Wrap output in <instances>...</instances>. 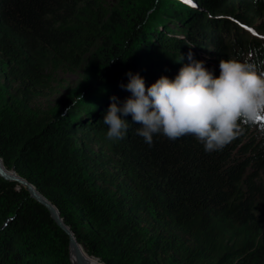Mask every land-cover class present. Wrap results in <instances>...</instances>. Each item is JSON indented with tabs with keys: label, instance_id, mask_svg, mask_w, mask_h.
Listing matches in <instances>:
<instances>
[{
	"label": "trees",
	"instance_id": "1",
	"mask_svg": "<svg viewBox=\"0 0 264 264\" xmlns=\"http://www.w3.org/2000/svg\"><path fill=\"white\" fill-rule=\"evenodd\" d=\"M125 1L122 15L105 0H0L1 165L56 207L93 264H264L263 135L244 124L209 153L191 136H155L149 146L131 115L125 138L112 142L103 123L111 97L122 105L131 95L120 87L128 76L116 80L122 68L146 85L174 79L190 63L187 48L205 60L198 46L207 40L205 66L216 76L220 60L238 53L253 50L264 63L258 38L205 11L243 25L257 16L264 32V0H195L202 11H174L169 24H178L159 30L148 23L157 2ZM85 61L93 69L83 86L52 104L38 101L52 93L56 73ZM74 253L48 209L0 177V264H71Z\"/></svg>",
	"mask_w": 264,
	"mask_h": 264
},
{
	"label": "clouds",
	"instance_id": "2",
	"mask_svg": "<svg viewBox=\"0 0 264 264\" xmlns=\"http://www.w3.org/2000/svg\"><path fill=\"white\" fill-rule=\"evenodd\" d=\"M241 56L221 59L216 76L189 51L190 63L174 79L162 75L151 85L129 70L128 83L120 87L131 95L122 105L116 96L111 97L103 118L106 139H124L129 128L124 117L131 115L139 125L136 134L149 146L155 136L169 140L191 136L205 152L223 150L242 134L244 124L264 117V63L254 61L251 53Z\"/></svg>",
	"mask_w": 264,
	"mask_h": 264
},
{
	"label": "rangeland",
	"instance_id": "3",
	"mask_svg": "<svg viewBox=\"0 0 264 264\" xmlns=\"http://www.w3.org/2000/svg\"><path fill=\"white\" fill-rule=\"evenodd\" d=\"M123 5L120 6L121 0H105L106 3H108V6H110L111 8H116L118 9V11L120 12V14L124 15L125 10L129 9V5H126L127 3H129L128 1L122 0ZM155 2H157V7L155 9H153V7L155 6V4L153 5V7L148 8V15H149V20L148 23H150L152 20L157 21V25H158V30L160 29V27L162 26H166V27H170L172 29H174L175 26L174 23L178 24V20L173 19V24H169V17H171L174 11H180V12H185L188 11L187 8H191L192 10H195V12H193L194 14L196 13V11H202L203 8H200V6L198 5L197 1L195 0H191V2H187V0H154ZM212 2L216 3V4H223L225 1L224 0H212ZM219 2V3H217ZM127 7H126V6ZM239 3H235V7H238ZM242 7V6H241ZM177 9V10H175ZM166 13L164 14V16L162 18L161 15L163 12ZM207 12V14L212 17V19L215 20H232V24L235 22H239L238 20H236V18L230 14H213V8L211 7L210 10L206 9L205 10ZM242 11V10H241ZM167 14V15H166ZM166 15V16H165ZM173 17V16H172ZM227 17L226 19L223 18ZM241 17V16H240ZM244 18V17H243ZM212 20L211 22L215 21ZM238 23V24H239ZM242 23V22H241ZM236 23V26L239 27V29L237 28V33L239 34H244L245 30L250 33L251 35L255 36L256 38H258L260 40V42L264 45V32H259L257 30V24H258V17L255 16L253 20H251V25H243V24H239L238 25ZM212 28L214 29L215 26L212 25ZM245 30H244V29ZM249 29H252V31H249ZM248 35V34H247ZM230 36H232L230 34ZM195 40H198L196 37H194ZM209 39V38H206ZM208 43L204 44V45H199V50H201L200 52H198V55L205 59V64L208 63L206 57H210V53L209 51L211 50V42L210 40H207ZM103 46L102 42H98L97 45L93 48V52L95 53L97 50L101 49V47ZM197 47V48H198ZM193 52L195 53V50L193 49V47H190ZM145 50L141 51L144 52ZM187 52H189V49L187 48L186 50ZM252 54L254 56L253 50ZM244 58V57H243ZM206 67L211 71L212 69L210 67H212L210 64L206 65ZM219 67V66H218ZM93 69V67H90V65L88 64L87 61H85L83 63V65L81 66V68L77 69L76 71L73 72H58L53 76V90L52 93L44 98L39 99V102H42L44 104H52L53 102H55L56 100H58L59 98H62L66 95H69L71 93V90H74V88L77 87H81L84 84L85 81V77L86 75H90L89 73L87 74V70ZM128 67L126 69L122 68V70L120 71V73H118L117 75L119 76L118 79L119 80L120 77H123L127 71H128ZM249 130L252 132V134L255 135H263L264 136V120H257L254 124H251V127L249 128ZM76 252V251H75ZM75 255L73 256V262L74 264H79L80 260L77 256L76 253H74ZM72 262V261H71ZM100 262V261H99ZM101 264H103L102 262H100ZM72 264V263H71Z\"/></svg>",
	"mask_w": 264,
	"mask_h": 264
},
{
	"label": "water",
	"instance_id": "4",
	"mask_svg": "<svg viewBox=\"0 0 264 264\" xmlns=\"http://www.w3.org/2000/svg\"><path fill=\"white\" fill-rule=\"evenodd\" d=\"M8 171H11L12 174L7 175L0 168V177H2L7 182H17L21 186L25 187V189L28 191V193L31 195V197H33L37 202H39L40 204L45 206L48 209V211L50 212V214H51L52 218L55 220V222L69 235L70 245L71 244L80 245L75 240V238H74L73 234L71 233V231L69 230V228L67 226H65V224L61 220L56 207L53 204H51L42 194H40L31 183H29L27 180H25L21 176L17 175L15 173V171H13V170H8Z\"/></svg>",
	"mask_w": 264,
	"mask_h": 264
},
{
	"label": "bare ground",
	"instance_id": "5",
	"mask_svg": "<svg viewBox=\"0 0 264 264\" xmlns=\"http://www.w3.org/2000/svg\"><path fill=\"white\" fill-rule=\"evenodd\" d=\"M174 1V0H173ZM166 11V10H165ZM1 160V159H0ZM1 162L2 161H0V168L2 169V171L5 173V171H4V169L6 170V168L4 167V166H2L1 165ZM7 172H10V171H8V170H6ZM11 173V172H10ZM7 175H11V174H8V173H6ZM72 246H74V248H75V251H76V254H77V256H78V258H79V260H80V263L79 264H93L92 263V260L90 259V258H88L85 254H84V252H83V250H82V246H80V245H75V244H71L70 245V259H71V249H72ZM72 261V260H71ZM72 264H74L73 262H72Z\"/></svg>",
	"mask_w": 264,
	"mask_h": 264
},
{
	"label": "snow or ice",
	"instance_id": "6",
	"mask_svg": "<svg viewBox=\"0 0 264 264\" xmlns=\"http://www.w3.org/2000/svg\"><path fill=\"white\" fill-rule=\"evenodd\" d=\"M187 2H191V0H187ZM249 31H252V29H249ZM258 120H264V117H259Z\"/></svg>",
	"mask_w": 264,
	"mask_h": 264
}]
</instances>
